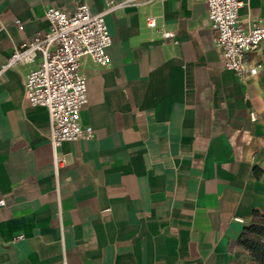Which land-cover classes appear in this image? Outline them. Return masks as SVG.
<instances>
[{
    "label": "crops",
    "instance_id": "1",
    "mask_svg": "<svg viewBox=\"0 0 264 264\" xmlns=\"http://www.w3.org/2000/svg\"><path fill=\"white\" fill-rule=\"evenodd\" d=\"M239 1L243 26L264 22V0ZM80 3L103 8L0 0V67L48 31L47 6ZM105 24L109 64L80 67L90 140L50 145L46 110L24 94L36 64L0 73V264H254L236 241L264 215V41L245 55L257 74L240 81L203 2H143Z\"/></svg>",
    "mask_w": 264,
    "mask_h": 264
},
{
    "label": "built area",
    "instance_id": "2",
    "mask_svg": "<svg viewBox=\"0 0 264 264\" xmlns=\"http://www.w3.org/2000/svg\"><path fill=\"white\" fill-rule=\"evenodd\" d=\"M102 1L103 8L99 12H93L85 3L78 4L70 14L56 6H47L44 15L49 23L48 31L23 41L0 67L1 73L9 67L36 64L24 78L25 99L29 107L46 110L48 140L53 148L64 142L93 137L92 128L80 121V111L87 102V78L80 67L84 58H89L97 69L110 62L106 49L111 45V38L105 16L129 6L161 0ZM190 1L206 5L207 19L216 33L214 44L221 51L223 69L234 73L240 81L254 77L261 64L248 65L245 55L257 51L263 43L264 22L243 26L239 20V0ZM145 25L154 29L155 18L147 16ZM159 34L164 40L174 37L163 28ZM57 164L55 158V168ZM3 205L0 199V206Z\"/></svg>",
    "mask_w": 264,
    "mask_h": 264
},
{
    "label": "trees",
    "instance_id": "3",
    "mask_svg": "<svg viewBox=\"0 0 264 264\" xmlns=\"http://www.w3.org/2000/svg\"><path fill=\"white\" fill-rule=\"evenodd\" d=\"M236 243L247 252L254 264H264V215L253 213Z\"/></svg>",
    "mask_w": 264,
    "mask_h": 264
}]
</instances>
